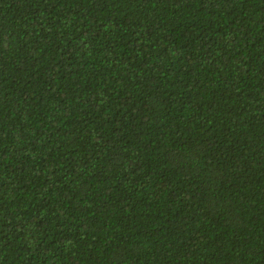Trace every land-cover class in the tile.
Returning a JSON list of instances; mask_svg holds the SVG:
<instances>
[{
	"label": "trees",
	"instance_id": "16d2710c",
	"mask_svg": "<svg viewBox=\"0 0 264 264\" xmlns=\"http://www.w3.org/2000/svg\"><path fill=\"white\" fill-rule=\"evenodd\" d=\"M0 264H264V0H0Z\"/></svg>",
	"mask_w": 264,
	"mask_h": 264
}]
</instances>
